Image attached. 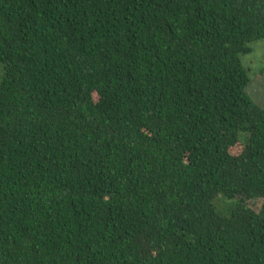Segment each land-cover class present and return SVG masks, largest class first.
Returning a JSON list of instances; mask_svg holds the SVG:
<instances>
[{
	"label": "trees",
	"instance_id": "16d2710c",
	"mask_svg": "<svg viewBox=\"0 0 264 264\" xmlns=\"http://www.w3.org/2000/svg\"><path fill=\"white\" fill-rule=\"evenodd\" d=\"M263 39L264 0H0V264H264Z\"/></svg>",
	"mask_w": 264,
	"mask_h": 264
},
{
	"label": "rangeland",
	"instance_id": "374dc122",
	"mask_svg": "<svg viewBox=\"0 0 264 264\" xmlns=\"http://www.w3.org/2000/svg\"><path fill=\"white\" fill-rule=\"evenodd\" d=\"M252 52L243 55L241 61L248 69L250 83L247 86V93L250 98L259 106L264 107V39L250 44ZM239 146L233 148V152L239 151ZM228 200L219 199L217 205L223 207L229 205Z\"/></svg>",
	"mask_w": 264,
	"mask_h": 264
}]
</instances>
